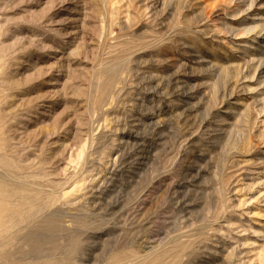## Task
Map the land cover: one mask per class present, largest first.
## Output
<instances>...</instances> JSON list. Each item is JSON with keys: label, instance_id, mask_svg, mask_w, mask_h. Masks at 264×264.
<instances>
[{"label": "rangeland", "instance_id": "1", "mask_svg": "<svg viewBox=\"0 0 264 264\" xmlns=\"http://www.w3.org/2000/svg\"><path fill=\"white\" fill-rule=\"evenodd\" d=\"M263 22L264 0H0V264H264Z\"/></svg>", "mask_w": 264, "mask_h": 264}, {"label": "bare ground", "instance_id": "2", "mask_svg": "<svg viewBox=\"0 0 264 264\" xmlns=\"http://www.w3.org/2000/svg\"><path fill=\"white\" fill-rule=\"evenodd\" d=\"M253 6V5H251ZM264 23V22H263ZM228 25V24H227ZM229 27V26H227ZM259 28V27H258ZM258 28H250L249 29H239L238 31H235L237 33L238 36H244L246 34H250V33H253L255 32ZM260 33L263 31L264 32V24H261L260 25ZM226 30V29H225ZM230 30V29H229ZM231 30H233V28H231ZM227 31V30H226ZM153 128V127H152ZM156 129V128H155ZM154 130V128H153ZM152 130V132H154ZM160 130V129H159ZM151 132V134H152ZM146 134V133H145ZM154 134V133H153ZM146 154V153H145ZM2 164L5 165V166H10V164L8 162H5V161H2ZM6 190L4 187L0 186V231L1 232H4V231H7L8 227H9V221L6 220V218L8 216H11L13 214L16 213V209L7 205L5 202H6ZM11 228V227H10Z\"/></svg>", "mask_w": 264, "mask_h": 264}]
</instances>
